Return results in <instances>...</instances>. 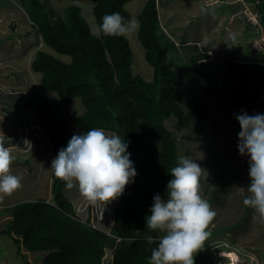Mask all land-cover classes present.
<instances>
[{
  "label": "trees",
  "instance_id": "trees-1",
  "mask_svg": "<svg viewBox=\"0 0 264 264\" xmlns=\"http://www.w3.org/2000/svg\"><path fill=\"white\" fill-rule=\"evenodd\" d=\"M19 1L44 42L71 57L64 60L52 52L38 50L31 67L40 73V86L57 93L63 101L76 97L82 100L84 112L74 119L82 131L101 128L125 139L137 175L126 186L120 203L115 199V213L120 205L119 226L115 231L85 220L66 196L65 182L52 173L53 198L22 199L5 205L4 209L12 211V219L0 234L11 236L20 249L45 253L44 264H103L107 249L114 251L112 264H148L152 249L163 235L146 227L153 197L160 194L166 199L167 183L172 179L170 170L177 166L182 155L181 145L186 139H194L202 121L209 117L211 105L207 100L213 97L210 91L226 84L221 98L227 107L239 113L264 109V62L236 59L219 71L207 67L214 66L213 59L207 60L211 53L203 50L199 41L186 36L182 43L193 51L192 68L207 84L205 92L202 89L194 94L186 109L181 104L185 97L183 74L168 55L170 44L179 46L163 28L159 12L161 3L182 6V0H144L143 8L137 11L140 25L137 36L145 49L146 61L153 68L152 80L134 71L128 36L93 35L95 31L82 6L71 4L60 12L47 0ZM91 1L94 3L91 12L98 26L103 15L113 12H119L126 20L132 18L127 7L132 0ZM243 1L254 6L264 24V1ZM13 6L5 3L0 8L14 10ZM217 6L221 11L231 7L220 0ZM237 15L243 29L244 25L251 28L252 21L246 15L240 11ZM170 30L178 39L185 34ZM26 106L34 109L50 137L55 158L60 148L68 144L66 128L52 120L54 109L50 101L30 97ZM235 124L229 129L238 134L241 129L237 119ZM188 152L184 151V155L188 156ZM248 176L244 180H250ZM149 235L156 243H147ZM226 236L235 244H244L242 236L231 238L228 233ZM250 238L251 245L263 242L262 237Z\"/></svg>",
  "mask_w": 264,
  "mask_h": 264
},
{
  "label": "rangeland",
  "instance_id": "rangeland-1",
  "mask_svg": "<svg viewBox=\"0 0 264 264\" xmlns=\"http://www.w3.org/2000/svg\"><path fill=\"white\" fill-rule=\"evenodd\" d=\"M52 2L60 12H63L65 7L71 4L82 6L91 29L97 30L95 14L92 13L89 16V11H92L94 5L91 0H52ZM144 2V0H132L127 3L132 14L131 19L138 20L137 11L139 8H143ZM248 2L253 3L252 0H248ZM2 3L13 4L15 9L9 8L10 15H8L5 9L2 11L3 8H0V61L3 63L0 62V134L4 133L7 136L6 146L12 149V154L16 157L11 166V172L22 177L23 186L10 196L0 199V230L6 229L12 219V211L4 209L5 205L22 199L53 198V170L50 167L51 161L54 159L52 143L43 126L38 122L34 110L25 106V100L35 97L50 101L54 109L52 120L66 128L65 137L68 141L74 134L85 133L74 121L77 115L84 112L85 105L82 100L76 97L71 101H63L57 93L45 91L40 86V73L31 68L32 59L38 50L52 52L64 60L69 59L70 56L58 53L44 42L19 0H0V5H4ZM162 9L159 6L163 21L161 24L166 29V33L175 38V42L179 46L177 48L170 44L168 55L174 59V67L183 74L185 97L181 104L187 109L194 94L200 93L202 89L205 92L207 84L192 68L193 51L184 47L185 44L182 43V40L187 38L186 35H182L179 39L172 36L171 30L167 27L169 24H165L166 19L162 16ZM228 10L229 8L224 9L226 14H229ZM13 12H17L14 13L15 16H13ZM241 24L240 19H233L227 32L219 29L215 33L212 30L211 34L205 32L206 35L197 31L193 34V39H197L201 45H204L202 49L213 54L214 66L209 64L207 67H215L216 70L221 71L226 64L236 59L264 62V52L251 44L254 36L258 37L260 33L252 31L249 25H244L242 30L240 29ZM127 36L133 51L132 67L134 71L142 74L147 80H152L153 68L146 61L145 49L137 36V31L130 32ZM225 86L226 84L215 91H210L213 97L209 96L207 100L211 105L208 122L203 120L194 139H186L181 145L182 155H184V151H189L188 157L196 160L204 169L201 177V194L217 212L208 228L211 233L210 237L205 241L204 248L195 254V264H228V258L221 256L223 251L236 252L239 257L237 264L238 262L239 264H255L252 261L253 257H249L247 242H243V246L241 243L235 244L232 239L227 238L226 233L231 238L234 236L245 237L246 234L250 239L254 235L253 230L264 229L262 228L264 219L254 209L243 203L245 197L249 195L247 187L251 182L250 180L246 181V176L249 175V163L245 156L240 155L237 148L236 136L238 134L233 133L232 136L225 133L226 130L233 131L228 126H236L237 116L222 101L221 96L225 93ZM225 120L229 121L226 125ZM107 134L112 135L114 132H107ZM222 142H227L225 146L231 148L226 150ZM48 149L50 150L47 151ZM222 166L223 170H221ZM206 189H208V193H206ZM64 192L71 201L75 202L76 206L82 205L77 194L83 195L77 187L69 189L65 186ZM120 201L121 197H118V202L120 203ZM101 204L104 208L101 216L100 209L97 208L95 209L96 214H92V216H89L87 212L82 215L105 230L115 231L119 226L117 216L120 205L118 204L115 213L114 201L106 204L101 202ZM84 205L87 204L84 203ZM94 205L96 204H92V206ZM253 213L256 214V217L254 215L255 218L251 219ZM242 226L243 228L247 226V228L241 231ZM240 240L243 241V238L241 237ZM233 245H237L236 248ZM237 248L243 250L241 256ZM113 255L114 251L107 249L103 264H112ZM44 257L45 253L42 252L27 251L23 247L20 249L18 243L11 236L0 234V261H4L0 264H27L26 260L32 264H44Z\"/></svg>",
  "mask_w": 264,
  "mask_h": 264
},
{
  "label": "clouds",
  "instance_id": "clouds-1",
  "mask_svg": "<svg viewBox=\"0 0 264 264\" xmlns=\"http://www.w3.org/2000/svg\"><path fill=\"white\" fill-rule=\"evenodd\" d=\"M243 5L240 12L246 15L248 21H252L253 26L260 28L263 24L261 14L254 6ZM139 26L138 20H126L119 12H113L103 15L102 23L93 35L126 36L138 31ZM263 36L264 28L258 37L253 38L252 43ZM230 109L237 115L241 129L238 133L239 153L250 157L248 174L251 182L247 187L249 195L243 203L264 219V109L256 108L242 113ZM6 137L4 133L0 134V199L23 186L22 177L11 172L16 157L12 149L6 146ZM128 147V143L119 135H109L101 128H93L83 134H74L67 146L60 148L50 167L55 177L64 181L67 188L77 187L92 204H106L120 197L137 175ZM203 172L204 169L196 160L181 155L177 166L170 170L172 179L167 183L166 199L160 194L154 195L146 227L163 235L159 238L158 246L152 249L148 264H195V254L204 248L205 241L211 235L208 228L217 215L201 194ZM92 204L76 206L74 203V207L81 216L86 212L92 216L96 214L95 209L100 208L95 205L93 209L90 206ZM146 240L148 244L156 243L151 235Z\"/></svg>",
  "mask_w": 264,
  "mask_h": 264
},
{
  "label": "crops",
  "instance_id": "crops-1",
  "mask_svg": "<svg viewBox=\"0 0 264 264\" xmlns=\"http://www.w3.org/2000/svg\"><path fill=\"white\" fill-rule=\"evenodd\" d=\"M50 5L57 7L52 0H47ZM209 2H212L210 4H207ZM219 0H182V6L177 5L175 3L172 4H165V5H161L162 9V16H164V19H166V25L169 24L168 29H174L176 31H178L179 33L183 34L185 32L184 35L194 38L193 34H195V32H199L202 35H206L205 32L207 34H211V31L214 30L213 33L217 32L219 29H223V32H227L229 25L231 24V21L233 19H239L238 18V12L241 11L244 7V5L242 6L243 3H245L242 0H220L221 3H226V4H230V8L228 10L229 14H226V11L224 10H219L218 9V4ZM228 2V3H227ZM4 4V3H2ZM5 5V4H4ZM4 5H0V7H3ZM246 5V3H245ZM248 5V4H247ZM253 7V5H251V8ZM6 13L8 15L9 11L7 9ZM90 14L89 16H91L92 12L89 11ZM14 15V12H13ZM86 15V14H85ZM241 21V20H240ZM163 21L161 20V23ZM242 22V21H241ZM240 22V23H241ZM242 25V24H241ZM264 28V25L262 24L259 28V26H251V29L253 31H255L256 33H260L261 29ZM240 29H243V26L240 27ZM96 31V30H94ZM238 31V30H237ZM209 36V35H207ZM206 36V37H207ZM255 37V36H254ZM205 38V37H203ZM196 41H198L196 39ZM202 47H204V45H201ZM1 62V61H0ZM2 63V62H1ZM3 64V63H2ZM2 96H4L2 94ZM229 122L228 120H225V125L226 123ZM227 128V127H226ZM228 128H230V126H228ZM226 134H233L232 131H225ZM233 136V135H232ZM237 141V148H238V136H236ZM227 142H222V144L226 145ZM223 145V146H224ZM230 146H226V149H230ZM246 160L249 161L250 157L249 156H245ZM79 198L81 199V204L86 203L87 205L91 202H89L84 196L78 195ZM78 199V200H80ZM114 204L115 203V200ZM75 203V202H73ZM98 204V207H100V211L99 214L103 212L104 208L101 204V202L96 203V205ZM92 206V205H90ZM95 205L92 206V208L94 209ZM95 212V210H94ZM256 214L253 213L251 219L255 218ZM258 216V215H257ZM245 229L247 228L244 227ZM243 226L240 228L241 231L244 230ZM262 228H264V226H262ZM262 230V231H261ZM254 235L253 238L255 240V238H263V242H258L256 243V245H251V241L252 239H248V237L245 234V237L242 236V238H245L244 242L246 243V246L250 254L249 257H253L252 261L255 264H264V229H258V230H253ZM250 242V244H249ZM234 246V245H233ZM237 245H235L234 247L236 248ZM251 246V248H250ZM238 249V248H237ZM242 249H244L242 247ZM242 249H238L240 252V256L242 255L241 252H243ZM222 250V249H221ZM220 250V251H221ZM246 250V249H244ZM224 252V251H223ZM222 255V254H221ZM1 263L4 261H0Z\"/></svg>",
  "mask_w": 264,
  "mask_h": 264
},
{
  "label": "bare ground",
  "instance_id": "bare-ground-1",
  "mask_svg": "<svg viewBox=\"0 0 264 264\" xmlns=\"http://www.w3.org/2000/svg\"><path fill=\"white\" fill-rule=\"evenodd\" d=\"M45 130V129H44ZM49 164V163H48ZM42 167V166H41ZM42 172V171H41ZM42 180V179H41ZM34 184V183H33ZM42 186V185H41ZM43 189V188H42ZM40 191V190H39ZM43 191V190H42ZM224 257L228 258V264H237V261L239 260L238 254L234 251H224L222 253ZM221 255V256H222ZM239 264V262H238Z\"/></svg>",
  "mask_w": 264,
  "mask_h": 264
},
{
  "label": "built area",
  "instance_id": "built-area-1",
  "mask_svg": "<svg viewBox=\"0 0 264 264\" xmlns=\"http://www.w3.org/2000/svg\"><path fill=\"white\" fill-rule=\"evenodd\" d=\"M253 46L264 50V36L260 40L254 41Z\"/></svg>",
  "mask_w": 264,
  "mask_h": 264
},
{
  "label": "water",
  "instance_id": "water-1",
  "mask_svg": "<svg viewBox=\"0 0 264 264\" xmlns=\"http://www.w3.org/2000/svg\"><path fill=\"white\" fill-rule=\"evenodd\" d=\"M262 87H263V85H262V84H260V86H259V89H262Z\"/></svg>",
  "mask_w": 264,
  "mask_h": 264
}]
</instances>
